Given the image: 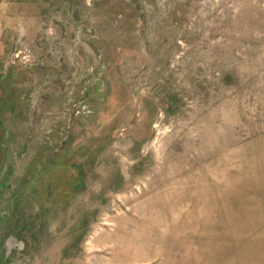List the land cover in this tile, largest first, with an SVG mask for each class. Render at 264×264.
Segmentation results:
<instances>
[{
    "label": "rangeland",
    "instance_id": "374dc122",
    "mask_svg": "<svg viewBox=\"0 0 264 264\" xmlns=\"http://www.w3.org/2000/svg\"><path fill=\"white\" fill-rule=\"evenodd\" d=\"M0 264H264V0H0Z\"/></svg>",
    "mask_w": 264,
    "mask_h": 264
}]
</instances>
